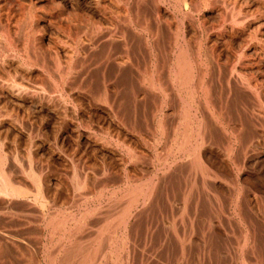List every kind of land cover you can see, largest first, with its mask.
<instances>
[{
    "label": "rangeland",
    "instance_id": "obj_1",
    "mask_svg": "<svg viewBox=\"0 0 264 264\" xmlns=\"http://www.w3.org/2000/svg\"><path fill=\"white\" fill-rule=\"evenodd\" d=\"M75 263L264 264V0H0V264Z\"/></svg>",
    "mask_w": 264,
    "mask_h": 264
},
{
    "label": "bare ground",
    "instance_id": "obj_2",
    "mask_svg": "<svg viewBox=\"0 0 264 264\" xmlns=\"http://www.w3.org/2000/svg\"><path fill=\"white\" fill-rule=\"evenodd\" d=\"M122 47H123V46H122ZM180 54H181V53H180ZM182 56H183V55H182ZM186 57H187V56H186ZM180 58H181V57H180ZM181 59H182V58H181ZM188 59H189V58H188ZM182 60H183V59H182ZM185 60H186V59H184L183 61H185ZM186 61H187V60H186ZM182 63H183V62H182ZM187 63H188V61H187ZM179 64H180V63H179ZM179 64H178V66L181 65V64H180V65H179ZM185 64H186V63H185ZM190 64H191V63H190ZM186 66H189V64L186 65ZM180 67H182V66H180ZM180 67L178 68L179 70H180ZM189 68H190V67H189ZM189 68H188V70H189ZM182 69H183V68H182ZM186 70H187V69H186ZM188 70H187V71H188ZM180 71H181V70H180ZM189 71H190V70H189ZM191 73H192V72H191ZM182 74H183V73H182ZM184 74H188V75H189V72H188V73L186 72V73H184ZM155 75H156V74H155ZM177 75H179V74H177ZM188 75H187V76H188ZM191 75H192V74H191ZM181 76H183V75H181ZM187 76L185 75L184 78H186ZM177 77H178V76H177ZM188 77H189V76H188ZM178 78H179V77H178ZM181 78H182V77H181ZM184 78H182V79L184 80ZM189 78H191V77H189ZM152 79H153V77H152ZM159 79H160V78H159ZM187 79H188V78H187ZM192 79H193V78H192ZM153 80H154V83H155V80H157V79L154 78ZM190 80H191V79H190ZM181 81H182V80H181ZM183 82H184V81H183ZM192 89H193V88H192ZM24 91H25V90H24ZM15 93H16V92H15ZM178 97H179V96H178ZM199 136H200V135H199ZM194 138H196V137H194ZM200 138H201V137H200ZM200 141H201V140H200ZM186 143H187V142H186ZM184 144H185V143H184ZM184 144H182V145H184ZM181 147H182V146H181ZM181 147H180V148H181ZM181 149H182V148H181ZM182 151H183V150H182ZM192 151H193V150H192ZM191 153H192V152H191ZM190 156L192 157V155H190ZM194 157H195V156H194ZM189 158H190V157H189ZM198 159H199V158H198ZM198 161H199V160H198ZM196 162H197V161H196ZM196 162H195V164H196ZM197 163H198V162H197ZM197 165H198V164H197ZM197 165H196V166H197ZM197 167H198V166H197ZM198 170H199V169H198ZM13 181H14V180H13ZM147 181H148V180H147ZM126 189H127V188H126ZM150 189H151V188H150ZM143 192H145V191H143ZM143 192H142V193H143ZM149 193H150V192H149ZM134 194H135V193H134ZM134 194H133V195H134ZM137 194H138V193H136V195H137ZM133 195L131 194V196H129V195H128V196H129V198H130V197H132ZM147 195H148V194H147ZM124 197H125V196H124ZM129 198H128V201H129ZM41 200H42V199H41ZM132 201H133V203H134L133 198H132ZM123 202H124V201H123ZM144 202H145V201H144ZM129 203H131V202H129ZM124 205H125V204H124ZM129 205H130V204H129ZM125 206H126V205H125ZM127 206H128V205H127ZM127 206H126V207H127ZM122 207L124 208V206H122ZM121 209H122V208H121ZM123 211H124V209H123ZM124 213H125V212H124ZM119 214H120V213H119ZM119 214H118V219L120 218L119 216H121V215H119ZM121 214H122V212H121ZM126 214H127V213H126ZM122 216H123V214H122ZM122 216H121V217H122ZM112 217H113V216H112ZM113 218H114V217H113ZM108 219H109V218H108ZM114 219H115V218H114ZM123 219H124V218H123ZM67 221H68V220H67ZM122 221H123V220H122ZM104 222H105V220H104ZM104 222H103V223H104ZM108 222L110 223V219H109ZM112 222H113V221H112ZM119 222H120V220H119ZM70 223H71V222H70ZM109 223H107V224H109ZM48 224H49V223H48ZM53 224H54V223H53ZM116 224L118 225V222H117ZM102 225H104V224H102ZM70 226H71V225H70ZM100 226H101V225H100ZM118 226H119V225H118ZM118 226H117V228H118ZM122 226H124V225L122 224ZM53 227H54V226H53ZM101 227H103V226H101ZM101 227H100V228H101ZM109 227H110V224H109ZM109 227H108V228H109ZM114 227H115V225H114ZM120 227H121V226H120ZM120 227H119V228H120ZM103 228H105V227H103ZM119 228H118V229H119ZM72 229H73V228H72ZM73 231H74V230H73ZM112 231H113V230H112ZM101 232H103V231H101ZM105 232H106V231H105ZM127 232H128V231H127ZM60 233H61V232H60ZM95 235H96V234H95ZM95 235H94V236H95ZM119 235H120V234H119ZM125 235H126V234H125ZM69 236H70V235H69ZM91 239H92V238H91ZM98 239H99V238H98ZM72 240H73V239H72ZM96 240H97V239H96ZM110 240H111V239H110ZM92 241H93V240H92ZM121 242H122V241H121ZM56 244H57V243H56ZM91 244H92V243H91ZM95 244H96V243H95ZM74 245H75V244H74ZM122 247H123V246H122ZM58 248H59V247H58ZM91 249H92V248H91ZM98 249H99V248H98ZM123 249H124V248H123ZM82 250H83V249H82ZM65 251H66V250H65ZM89 251H90V250H89ZM92 252H93V251H92ZM111 252H112V251H111ZM86 254H87V253H86ZM90 256H91V255H90ZM59 258H60V257H59ZM83 258H84V256H83ZM123 258H124V257H123ZM128 258H129V257H128ZM50 259H52V258L50 257ZM66 259H67V257H66ZM68 259H69V258H68ZM74 259H75V258H74ZM53 260H54V259H53ZM101 260H102V259H101ZM127 260H128V259H127ZM127 260H126V261H127ZM50 261H51V260H50ZM69 261H70V260H69ZM84 261H85V260H84ZM58 262H59V261H58ZM124 262H125V261H124ZM124 262H123V263H124ZM75 264H76V263H75ZM120 264H121V263H120Z\"/></svg>",
    "mask_w": 264,
    "mask_h": 264
}]
</instances>
